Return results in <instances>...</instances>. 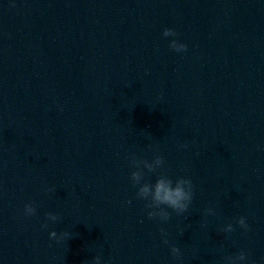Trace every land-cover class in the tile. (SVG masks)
<instances>
[{
    "label": "water",
    "instance_id": "95a60500",
    "mask_svg": "<svg viewBox=\"0 0 264 264\" xmlns=\"http://www.w3.org/2000/svg\"><path fill=\"white\" fill-rule=\"evenodd\" d=\"M212 209L214 215H206ZM243 217L248 230L237 223ZM231 225L232 232L224 229ZM168 264H264V82L221 158Z\"/></svg>",
    "mask_w": 264,
    "mask_h": 264
},
{
    "label": "clouds",
    "instance_id": "9594fccd",
    "mask_svg": "<svg viewBox=\"0 0 264 264\" xmlns=\"http://www.w3.org/2000/svg\"><path fill=\"white\" fill-rule=\"evenodd\" d=\"M176 33L171 29H165L163 32V36L165 38L170 36H175ZM170 48L176 52H184L187 50V46L184 44H179L175 40L171 42L169 45ZM187 147V145H184ZM140 164H143L144 169L147 170L148 173L155 172L158 168H161L164 164V159L162 156H156V158L149 163L146 160H137L135 158L131 161V166L136 168V171L131 173V180L133 185H140L137 198L146 201L145 207L148 209H152V211L148 212L149 219L159 218L161 221L167 222L171 217L170 213L165 210V208L173 210L176 215H183L185 212L188 211L190 204L192 203L193 193H194V186L190 179L186 178H177L175 180L173 186V180L168 178L166 175L158 176L155 184L150 183H141L144 179V171L140 170ZM53 191V190H50ZM128 203H131L129 201ZM164 206V207H162ZM158 210V211H157ZM25 214L27 216L35 215L36 209L31 205H25ZM206 215H214V211L212 209L206 210ZM49 221L55 222L58 217L53 214H47L46 217ZM237 223L241 228L245 231L248 230V225L245 222L243 217L239 218ZM47 225H43L46 227ZM225 232H232L234 231L231 225H228L225 229ZM69 234L67 232L61 233L59 237H57V233L55 231L50 233V239H56L57 242L63 240ZM162 237H166V233L161 229ZM165 244L168 243L167 239L165 238L163 241ZM171 253L174 259H178L180 257V250L173 246L171 247ZM246 260V256L243 252L239 253L235 257H226L225 261L226 264H239V262H243ZM94 264H100V258L96 257Z\"/></svg>",
    "mask_w": 264,
    "mask_h": 264
}]
</instances>
